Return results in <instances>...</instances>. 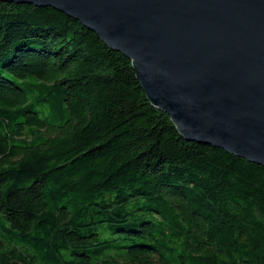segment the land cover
<instances>
[{
  "label": "trees",
  "instance_id": "1",
  "mask_svg": "<svg viewBox=\"0 0 264 264\" xmlns=\"http://www.w3.org/2000/svg\"><path fill=\"white\" fill-rule=\"evenodd\" d=\"M0 264H264V167L185 139L130 60L0 0Z\"/></svg>",
  "mask_w": 264,
  "mask_h": 264
},
{
  "label": "water",
  "instance_id": "2",
  "mask_svg": "<svg viewBox=\"0 0 264 264\" xmlns=\"http://www.w3.org/2000/svg\"><path fill=\"white\" fill-rule=\"evenodd\" d=\"M50 6L125 55L185 138L264 167V0H6Z\"/></svg>",
  "mask_w": 264,
  "mask_h": 264
},
{
  "label": "rangeland",
  "instance_id": "3",
  "mask_svg": "<svg viewBox=\"0 0 264 264\" xmlns=\"http://www.w3.org/2000/svg\"><path fill=\"white\" fill-rule=\"evenodd\" d=\"M4 230H3V228H2V226H1V224H0V233H2Z\"/></svg>",
  "mask_w": 264,
  "mask_h": 264
}]
</instances>
